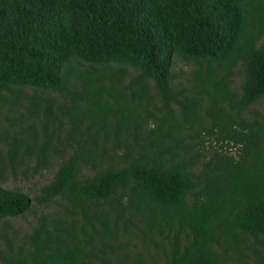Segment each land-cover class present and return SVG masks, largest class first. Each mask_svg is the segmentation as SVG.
I'll return each mask as SVG.
<instances>
[{"label": "trees", "instance_id": "1", "mask_svg": "<svg viewBox=\"0 0 264 264\" xmlns=\"http://www.w3.org/2000/svg\"><path fill=\"white\" fill-rule=\"evenodd\" d=\"M176 59L197 65L184 99L172 88ZM117 64L138 69L130 94L115 90L127 75ZM149 80L160 108L149 109ZM23 87L69 94L77 105L64 114L77 131L87 125L34 198L0 185V222L33 201L62 202L25 246L5 232V264H148L149 246V264H224L247 252L264 264V110L246 115L264 98V0H0V102L5 92L20 99ZM46 116L40 152L36 132L0 133L14 170L25 148L50 163L49 125L62 117L50 106ZM206 135L213 154L201 160Z\"/></svg>", "mask_w": 264, "mask_h": 264}, {"label": "rangeland", "instance_id": "2", "mask_svg": "<svg viewBox=\"0 0 264 264\" xmlns=\"http://www.w3.org/2000/svg\"><path fill=\"white\" fill-rule=\"evenodd\" d=\"M126 69L127 75L125 79L120 82L115 83V90L117 92L123 91L126 94H130L132 89L127 88L126 86L130 84L132 78L138 74V69L127 66L119 65ZM116 65V66H117ZM196 63L194 61H186L182 59H176L173 64L172 71L174 74V79L172 81V88L174 92L180 93L179 97L181 99L186 98L189 94L195 92L194 88V76L193 72L196 69ZM83 69H86L87 65L81 66ZM243 65L240 63L235 68V75L231 83V88L236 93H241V87L244 81ZM109 80H106L104 83L107 85ZM151 86L152 99L149 104V109H157L162 106V101L157 94V91L153 85V82L149 80ZM72 88L76 91H80L82 88L81 83L73 84ZM20 99H16L17 94L11 92H5L4 95L9 98V101L0 102V133L5 135L7 132L10 136H19L28 138L30 133H38L40 139L35 143L37 151L40 152V145L43 142L49 140V135L45 134V126L47 123L46 112L50 106L55 112L59 113L62 117V122H56L49 125V134H53L50 154V163L45 165L43 162L38 163L37 156L35 154H30L27 148L23 149V158L19 160V165L14 170L11 166L10 159L8 157L9 146L7 143H3L0 146V152L2 156L5 157L3 160V168H0V185L7 188L19 187L25 192H27L32 198H34L38 193H40L43 185L49 183L54 176L55 171L58 169L59 164L72 152L73 148L71 143L75 139L80 137V131L86 128L87 122L82 121L79 123V131L74 128V123L69 114H64V109L72 108L76 106L75 100L72 96L66 93H61L58 91L51 90H41L33 87H23L20 91ZM40 104L38 114L32 115L31 111L33 104ZM85 105L84 103H82ZM172 107L175 112H178V106L172 104ZM176 107V108H175ZM264 110V98L259 100L257 103L251 107L249 111L246 112L248 117H251V112L254 109ZM149 128L156 125L154 121H150ZM205 127H210L211 122L206 118L204 122ZM199 127L198 124H195L194 127L188 126L187 133L192 135L194 130ZM187 141L190 140V137L187 136ZM196 142H200L199 138L195 139ZM112 141H108L109 146L112 145ZM214 145L218 143L214 140ZM61 148L62 152L54 150V148ZM201 160L209 158L213 154V149L210 147L209 137L206 135L204 148L201 145ZM232 153H238V147L229 148ZM197 150V148H196ZM197 152V151H195ZM201 168V162L198 164L197 170ZM92 170L89 166L83 165L84 175L91 174ZM62 207V202L56 200L52 203L46 205L37 204L33 201V204L29 211L24 215L10 217L5 221L0 222V264H5L2 260V256L7 255L10 252L11 245L8 242L5 232L13 238L12 244L15 246L24 245L27 240L28 234L31 232L32 228L36 225L41 216H44L49 213L58 212ZM139 243V242H138ZM142 247V245H140ZM140 248V247H139ZM150 252L145 253L146 262L149 264L154 261L153 252L156 258V246H149ZM141 249V248H140ZM248 256H243L241 258H235L234 260H228L224 264H257V261L250 252H247Z\"/></svg>", "mask_w": 264, "mask_h": 264}]
</instances>
